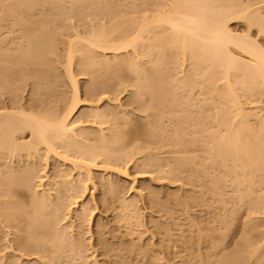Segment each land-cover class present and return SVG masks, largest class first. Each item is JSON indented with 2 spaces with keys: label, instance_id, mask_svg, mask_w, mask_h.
Instances as JSON below:
<instances>
[{
  "label": "bare ground",
  "instance_id": "6f19581e",
  "mask_svg": "<svg viewBox=\"0 0 264 264\" xmlns=\"http://www.w3.org/2000/svg\"><path fill=\"white\" fill-rule=\"evenodd\" d=\"M263 2L0 0V264H100L92 246L109 264L149 254L151 264H264L262 237L226 243L228 183L251 214L264 212V112L247 106L264 103ZM126 83L140 119L117 98L94 104ZM52 158L71 170L49 175ZM132 163L182 184L150 191L158 217L114 178ZM87 182L101 185L106 209L119 204L124 231L102 218L87 228Z\"/></svg>",
  "mask_w": 264,
  "mask_h": 264
},
{
  "label": "rangeland",
  "instance_id": "374dc122",
  "mask_svg": "<svg viewBox=\"0 0 264 264\" xmlns=\"http://www.w3.org/2000/svg\"><path fill=\"white\" fill-rule=\"evenodd\" d=\"M255 1H262V0H255ZM264 5V2L261 3ZM231 27L236 30L238 33H243L248 31L247 24L243 21L233 20L231 22ZM252 33H257V29L254 28L251 31ZM254 36H257L256 34ZM260 43L264 46V37L262 35L258 36L257 38ZM60 70L64 72L65 68L64 66H60ZM82 77H87V79H82ZM78 78L80 79L81 85H84L85 81L89 79V76H83L79 75ZM70 89V88H69ZM133 88L129 86L128 83H126L124 86L120 88V90L116 94H109L102 95L103 98L102 101L94 102V104L102 105V107L106 106L108 104L107 97L117 98V100H114V103H118L122 105L121 109H126L132 112V118L140 119L143 115L139 110L136 109L135 105H128V99L130 94L132 93ZM29 91L30 86H28L24 92H22V95L24 96V100L29 99ZM71 91V89H70ZM84 93V92H83ZM83 98H85L83 94ZM113 103V102H112ZM91 104V103H88ZM257 105V108L254 109L253 112L258 114H263L264 112V103L260 104H248L247 106L249 108L255 107ZM89 106H83L79 112L76 113L74 118H78L81 113L84 111V108H88ZM84 125H89V123H85ZM45 161L43 162V164ZM63 164L62 168L71 170L72 166L69 162L65 163V161H59L58 159L52 158L51 164L47 167L46 172L50 175L52 173V170L55 165L57 164ZM97 175H103L106 172L103 168H98L95 170ZM73 174H76L77 171H73ZM128 177H123L117 174H114V178L118 180L121 184L125 186V197L131 199L134 197H138L140 199V212L142 214H148L152 213L156 217L160 215L159 210L154 207L150 203V191L156 190L160 193L161 196H164L168 192H173L177 189H179L180 185H182L180 182H175L169 177H165L157 172H153L152 170H142L136 164H129L128 165ZM45 184H47V179H45ZM88 184V190L84 194V196L81 198L83 201L91 202L94 210H93V217L91 220L90 225L87 227L88 229L92 228V231L95 229V224L98 221L99 218H102L105 222L109 224L110 227H118L120 230L124 231L125 227H122V223H118L115 220V215L117 213L119 208L118 203H111L108 209H106L104 206H102L100 200L102 198V195L104 193L102 187L100 184L97 183L95 185L93 182H87ZM143 191V194L140 195V191ZM227 197L229 198V203L227 204V208L232 209V212L229 211L231 214L229 220V230H228V236L226 238V243L228 248H233L235 243L239 240H241L242 236L244 234H248L253 237H262L261 240H259L260 243H264V212H261L260 214H251V204L247 203H241L239 201V198L237 197V189L232 190V187L230 183L227 185ZM110 198V197H109ZM80 199V200H81ZM203 200H206V198L198 199V204L194 207V211L196 212L195 217L197 219H201L203 217H206L208 214V209L203 206ZM81 203L78 205V207L81 208ZM96 207V208H95ZM118 209V210H117ZM105 210V211H104ZM221 214H223V209L220 208ZM203 216V217H202ZM146 220L150 221V217L147 216ZM150 226V224H149ZM154 228V227H153ZM219 231L216 232V236H219ZM91 233H87L86 238L89 241L92 242L94 245L97 243V235H93V238L90 239ZM150 238H152V231H149ZM147 235V236H148ZM215 237V236H214ZM158 239V236L154 234V240L156 241ZM150 240V239H149ZM4 243V242H3ZM2 244V243H1ZM91 247V246H90ZM7 252H10L11 250H6ZM5 251V252H6ZM88 255H90V260H96L100 264H109L106 261V257L102 255L101 249L99 247H93L90 248V250L87 252ZM113 258L116 260V257L113 256ZM152 263V257L149 254L146 258H143L139 264H151ZM127 264H134V261L130 259Z\"/></svg>",
  "mask_w": 264,
  "mask_h": 264
}]
</instances>
